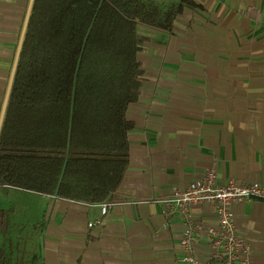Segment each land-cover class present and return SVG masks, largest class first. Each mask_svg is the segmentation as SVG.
I'll return each mask as SVG.
<instances>
[{
  "label": "crops",
  "instance_id": "obj_1",
  "mask_svg": "<svg viewBox=\"0 0 264 264\" xmlns=\"http://www.w3.org/2000/svg\"><path fill=\"white\" fill-rule=\"evenodd\" d=\"M190 2L170 33L137 29L145 38L138 54L144 79L128 109L127 168L102 201L111 209L102 214V202L41 195L33 211L30 202L18 205L29 198L19 196L23 190L0 186L8 264H187L179 246L183 214L166 217L160 200L209 169L221 183L264 187V0ZM30 3L0 0V116L16 60V72L76 73L90 28L26 25ZM6 197L11 207L1 205ZM233 212L253 264H264V204L235 202ZM190 214L201 228L217 226L210 205L195 204ZM206 251L199 232L197 258Z\"/></svg>",
  "mask_w": 264,
  "mask_h": 264
},
{
  "label": "trees",
  "instance_id": "obj_2",
  "mask_svg": "<svg viewBox=\"0 0 264 264\" xmlns=\"http://www.w3.org/2000/svg\"><path fill=\"white\" fill-rule=\"evenodd\" d=\"M190 0H34L32 22L90 26L76 73L16 72L0 130V186L98 203L128 165L140 25L170 33ZM0 208V233L6 228ZM12 250L0 242V264Z\"/></svg>",
  "mask_w": 264,
  "mask_h": 264
},
{
  "label": "built area",
  "instance_id": "obj_3",
  "mask_svg": "<svg viewBox=\"0 0 264 264\" xmlns=\"http://www.w3.org/2000/svg\"><path fill=\"white\" fill-rule=\"evenodd\" d=\"M251 200H259L264 204V187L257 182L246 185L229 180L221 183L216 171L212 169L206 170L202 178L161 199L166 217L177 211L183 214L185 228L179 240V246L184 252L182 261L187 264H253L251 245L239 235L233 212L235 202ZM100 204L102 214L113 205L109 202ZM195 204L212 207L217 220L216 227L197 226L190 214V208ZM92 225L89 223V226ZM199 232L204 234L207 249L202 261L197 258Z\"/></svg>",
  "mask_w": 264,
  "mask_h": 264
},
{
  "label": "rangeland",
  "instance_id": "obj_4",
  "mask_svg": "<svg viewBox=\"0 0 264 264\" xmlns=\"http://www.w3.org/2000/svg\"><path fill=\"white\" fill-rule=\"evenodd\" d=\"M155 1L158 2L159 4H162V5H168L172 0H155ZM20 195L29 196V198H26V197L25 198H21V197H19L18 198L19 199V202H18L19 206H22V205L30 202V205L33 207V211H36V209L38 207H40L39 203H41V198H42L41 194L24 191V192L19 193V196ZM4 199H8V197L3 198L1 200V205L2 206L11 207L12 203L11 202H5ZM21 215H22V213H21ZM33 217H36V216H34V213H33ZM2 234H3V232L0 233V235H2Z\"/></svg>",
  "mask_w": 264,
  "mask_h": 264
},
{
  "label": "water",
  "instance_id": "obj_5",
  "mask_svg": "<svg viewBox=\"0 0 264 264\" xmlns=\"http://www.w3.org/2000/svg\"><path fill=\"white\" fill-rule=\"evenodd\" d=\"M33 1L34 0H31L30 6H29V10H28V14L26 16V20H25L26 25L28 24V21L30 19V13H31ZM22 39H23V36L21 37V41H22ZM20 47H21V43L19 44L18 51L20 50ZM16 66H17V60L15 61V64H14V67H13V70H12V73H11L10 83H9V87H8V92H7L6 100H5V103H4L3 110H2V114L0 116V130H1L2 123H3L4 117H5V113H6V109H7V103L9 101V96H10V92H11V88H12L14 76L16 74Z\"/></svg>",
  "mask_w": 264,
  "mask_h": 264
}]
</instances>
